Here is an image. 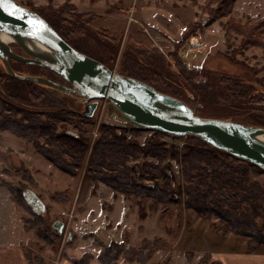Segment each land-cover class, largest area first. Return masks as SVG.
Returning a JSON list of instances; mask_svg holds the SVG:
<instances>
[{
	"label": "rangeland",
	"instance_id": "1",
	"mask_svg": "<svg viewBox=\"0 0 264 264\" xmlns=\"http://www.w3.org/2000/svg\"><path fill=\"white\" fill-rule=\"evenodd\" d=\"M19 1L55 22L56 16L86 14L81 20L85 31L75 32L69 21L63 23L69 29H66L68 37L78 48L118 73L151 82L160 90L180 97L202 116L245 124L264 123V103L260 106L249 103L250 92L245 99H235L240 88L264 93V48L257 44V38L248 35L249 30L244 36L237 29H230V19H237L231 16L233 11L212 20L213 15L206 7L218 8L222 0ZM246 2L240 1L236 13L237 16L244 14V21L237 19L240 24L264 18V2L258 1L255 12L248 10ZM90 14L98 16L94 18L96 27L93 22L86 24ZM260 31L264 37V26ZM193 37L198 38L197 43L192 41ZM13 47L26 54L21 48ZM12 63L19 73L64 82L55 72L38 65ZM0 74L10 75L1 58ZM232 85L234 88L237 85L233 91ZM0 88L6 95L11 85L0 78ZM19 91L16 93L26 94L28 89L22 87ZM55 91L59 96L54 106L39 105L42 102L29 105L9 97L8 102L45 114L66 113L65 119L57 123L58 131L76 134L89 144L76 174L59 169L34 147L33 141L8 130L4 134L5 131H0L1 178L14 186V194L27 215L26 226L33 234L28 256L33 262L104 264L101 256L107 254L108 264H209L213 260L212 256L208 258V253L244 250L249 237L232 231L220 237L217 231L224 222L219 217L204 218L195 209L177 202L128 196L104 182L97 185L89 172L101 127L108 123L115 125L119 133L125 127L127 136L142 145L166 143L171 153L163 166L174 178V184L185 185L184 155L193 144L188 135L174 136L144 129L135 132L131 123L113 118L116 109L105 99L100 100L93 116H86V103L78 94ZM52 99L46 94L43 101ZM45 114L43 118L47 117ZM174 150L176 155L172 154ZM149 162L157 159L142 153L129 164L141 174ZM252 179L264 184V173L253 174ZM25 188H32L41 197L46 205L45 213H35L24 201ZM58 220L64 222L63 232L54 227ZM258 222L261 226L264 218L259 217Z\"/></svg>",
	"mask_w": 264,
	"mask_h": 264
},
{
	"label": "trees",
	"instance_id": "2",
	"mask_svg": "<svg viewBox=\"0 0 264 264\" xmlns=\"http://www.w3.org/2000/svg\"><path fill=\"white\" fill-rule=\"evenodd\" d=\"M235 2L236 0H222V4L218 8L207 5L206 9L212 13V20H214L229 15L233 11ZM39 13L67 41L78 48L68 37L67 28L63 26V23L69 21L71 26H74L75 32L77 30L85 31L81 20L85 19L86 14H71L66 18L56 16L57 21L55 22L45 14ZM88 16L86 24L92 23L95 18L94 14ZM230 22V29L235 28L244 36L249 30L248 35L257 38L258 40L253 39L257 40V44L264 48V37L260 34V29L264 26V18L248 24H240L241 21L234 18L230 19ZM13 61L21 62L12 58L11 64L14 68ZM0 78L11 85V89L7 90L6 95L0 90V131L8 130L20 138L33 141L34 147L59 169L66 173L76 174L85 160L89 144L76 134L58 131L57 123L59 120L65 119L66 113L49 112L45 114L42 111L36 112L29 107H21L8 102L9 97L29 105L42 102L39 105L54 106L58 103L57 96L59 95L55 91L57 88L35 81L20 80L11 75L0 74ZM22 87L28 89L27 93H16L20 92L19 89ZM235 87L237 88V85ZM236 88L232 85L231 91ZM238 90L236 100L247 98V94L250 92L252 97L249 103L256 106L264 103L263 92L259 94L254 89L245 91L243 88ZM46 94L54 99L49 101L51 103L47 102L49 104L43 101L46 100ZM189 97L194 99L191 94ZM20 113L24 115L19 117ZM44 114L47 116L46 118L42 117ZM257 126L264 127V123H257ZM126 130L123 127L119 133L115 125L108 123L102 125L101 136L94 147L93 157L89 164V172L97 185L99 182H104L115 191L123 192L128 196L151 197L155 201L165 203L177 202L195 209L207 219L217 216L224 222V225L217 231L220 237H224L229 231L247 236L249 237L247 247L251 251L264 245V224L260 226L258 222L259 217L264 218V184L252 179L253 174L264 173L260 167L250 162L241 161L236 157L231 159V155L228 153L212 147L194 135H188L193 144L190 146L189 152L184 155L187 160L184 169L187 183L177 186L173 182L174 178L166 172L163 166L164 160L171 153L166 143L159 141L142 145L128 137ZM132 130L138 132L141 129L133 126ZM142 153L155 157L157 162L147 163L146 166L149 165V167L143 168L144 173L139 174L135 167L129 164V161L140 157ZM172 154L176 155L177 152L174 150ZM194 170H196L195 173H193ZM143 180H150L154 183H145ZM5 184L13 194L16 193L13 185L6 182ZM15 199L19 200L16 195ZM23 199L26 202L24 195ZM146 243L149 241L147 240ZM210 257L211 255L208 253V258ZM101 258L104 264L109 263L107 254Z\"/></svg>",
	"mask_w": 264,
	"mask_h": 264
},
{
	"label": "water",
	"instance_id": "3",
	"mask_svg": "<svg viewBox=\"0 0 264 264\" xmlns=\"http://www.w3.org/2000/svg\"><path fill=\"white\" fill-rule=\"evenodd\" d=\"M192 41L197 43L198 38L193 37ZM13 46L26 54L17 52ZM0 57L14 78L78 94L87 103L86 116L95 114L100 100H109L117 112L113 115L115 119L139 129L174 136L194 135L264 171L263 126L202 116L180 97L137 77L116 72L105 62L76 48L42 14L19 0H0ZM12 58L51 70L64 82L19 73L11 64ZM23 195L35 213H45V202L35 190L25 188ZM54 227L63 232L64 222L58 220Z\"/></svg>",
	"mask_w": 264,
	"mask_h": 264
},
{
	"label": "crops",
	"instance_id": "4",
	"mask_svg": "<svg viewBox=\"0 0 264 264\" xmlns=\"http://www.w3.org/2000/svg\"><path fill=\"white\" fill-rule=\"evenodd\" d=\"M236 0L234 10L231 16L244 21V14L238 15L239 3ZM258 1L248 0V10H257ZM94 13V12H93ZM127 14V13H126ZM264 15V13L262 14ZM95 17V19H97ZM93 20V26L94 21ZM96 24V22H95ZM96 27V26H95ZM8 131L3 132L7 133ZM23 139V138H22ZM5 179L1 178L0 173V264H38L29 258V248L32 232L26 226L27 215L24 212L23 205L15 199V194L5 184ZM212 257L209 264H264V245L261 248L251 251L247 244L242 251L215 252L210 254Z\"/></svg>",
	"mask_w": 264,
	"mask_h": 264
},
{
	"label": "flooded vegetation",
	"instance_id": "5",
	"mask_svg": "<svg viewBox=\"0 0 264 264\" xmlns=\"http://www.w3.org/2000/svg\"><path fill=\"white\" fill-rule=\"evenodd\" d=\"M86 107H87V103H86ZM87 110H88V108H87Z\"/></svg>",
	"mask_w": 264,
	"mask_h": 264
},
{
	"label": "snow or ice",
	"instance_id": "6",
	"mask_svg": "<svg viewBox=\"0 0 264 264\" xmlns=\"http://www.w3.org/2000/svg\"><path fill=\"white\" fill-rule=\"evenodd\" d=\"M14 7H15V5H14Z\"/></svg>",
	"mask_w": 264,
	"mask_h": 264
}]
</instances>
